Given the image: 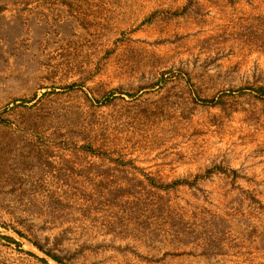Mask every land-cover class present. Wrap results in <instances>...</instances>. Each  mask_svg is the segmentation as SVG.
Segmentation results:
<instances>
[{
  "label": "rangeland",
  "instance_id": "obj_1",
  "mask_svg": "<svg viewBox=\"0 0 264 264\" xmlns=\"http://www.w3.org/2000/svg\"><path fill=\"white\" fill-rule=\"evenodd\" d=\"M0 264H264V0H0Z\"/></svg>",
  "mask_w": 264,
  "mask_h": 264
},
{
  "label": "trees",
  "instance_id": "obj_2",
  "mask_svg": "<svg viewBox=\"0 0 264 264\" xmlns=\"http://www.w3.org/2000/svg\"><path fill=\"white\" fill-rule=\"evenodd\" d=\"M202 102H203V103H210V104L213 103V101H202ZM5 239L14 242L13 239H10V238H8V237H5ZM48 254H49V253H48ZM50 256H52V258H54V259L57 260V261L59 260L57 257H55V256H53V255H50Z\"/></svg>",
  "mask_w": 264,
  "mask_h": 264
}]
</instances>
